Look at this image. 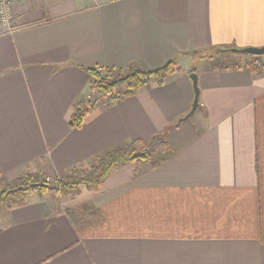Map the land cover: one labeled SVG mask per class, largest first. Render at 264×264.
Masks as SVG:
<instances>
[{"label":"crops","instance_id":"obj_1","mask_svg":"<svg viewBox=\"0 0 264 264\" xmlns=\"http://www.w3.org/2000/svg\"><path fill=\"white\" fill-rule=\"evenodd\" d=\"M12 17L11 30L0 24L7 180L62 177L163 132L170 155L115 168L96 192L0 209V264H264V67L227 56L264 46V0H29ZM174 58L163 84L111 104L100 96L70 126L86 69L151 71ZM193 69L200 106L176 125L193 104Z\"/></svg>","mask_w":264,"mask_h":264},{"label":"trees","instance_id":"obj_2","mask_svg":"<svg viewBox=\"0 0 264 264\" xmlns=\"http://www.w3.org/2000/svg\"><path fill=\"white\" fill-rule=\"evenodd\" d=\"M223 50L227 48L224 47ZM247 56L253 55L247 54ZM177 61L178 58H174L162 67L151 71H144L137 67L128 69L103 67L102 70H99V66L88 68L86 71L92 76L90 90L94 89L99 96L110 95L115 101L138 91L152 81L163 84L165 79L176 71ZM241 66H249L254 70L259 69L254 63L248 61V58L236 67ZM191 71L195 72V69ZM119 89H122V94L115 96V92ZM90 110L77 108L70 121V126L79 128L87 119ZM169 155L170 147L166 134L163 132L149 141L138 139L110 148L97 155L90 166L76 165L62 177H49L44 173H25L13 180H7L0 170V209H12L25 205L28 197L35 193L53 191L59 196L75 198L80 193L81 186L96 192L101 189L102 183L115 168L129 163H136L138 166L150 165L154 168L165 162ZM48 177L53 181L48 180Z\"/></svg>","mask_w":264,"mask_h":264},{"label":"built area","instance_id":"obj_3","mask_svg":"<svg viewBox=\"0 0 264 264\" xmlns=\"http://www.w3.org/2000/svg\"><path fill=\"white\" fill-rule=\"evenodd\" d=\"M26 1L29 0H0V24L11 30L12 28L11 23L13 19L12 4L14 2H26ZM258 57H260V59L255 63V65L259 68H263L264 55H260ZM98 68L99 70L103 69L102 66H99ZM98 97H100L99 94L94 89H91L90 92L82 100H80V103L78 104V108L82 110H88V109L90 110L98 102L97 101ZM105 98H106V103L111 104L114 101L110 95H105ZM48 180H51V178L48 177Z\"/></svg>","mask_w":264,"mask_h":264},{"label":"water","instance_id":"obj_4","mask_svg":"<svg viewBox=\"0 0 264 264\" xmlns=\"http://www.w3.org/2000/svg\"><path fill=\"white\" fill-rule=\"evenodd\" d=\"M229 51L233 53H243L250 54L254 56L264 55V46L262 47H243V48H230ZM190 77L193 81L195 96L193 100V104L191 110L183 117L179 118L176 125H180L183 121L189 119L200 106L199 96H200V87H199V79L198 74L196 72H191Z\"/></svg>","mask_w":264,"mask_h":264},{"label":"rangeland","instance_id":"obj_5","mask_svg":"<svg viewBox=\"0 0 264 264\" xmlns=\"http://www.w3.org/2000/svg\"><path fill=\"white\" fill-rule=\"evenodd\" d=\"M228 55H232L231 57L233 58H237V59H240V61H243L244 59H245V56H247V54H243V53H230L229 52V54H227V56ZM230 56H228L229 58H230ZM248 57V56H247ZM260 59V57H258V56H249L248 57V61H250V62H252V63H256L258 60ZM239 61V62H240ZM122 94V89H119V90H117L116 92H115V96H118V95H121ZM190 119L191 118H189V119H187V120H185V121H183L182 122V124L181 125H184L185 123H187L188 121H190ZM51 181H53V180H51Z\"/></svg>","mask_w":264,"mask_h":264}]
</instances>
